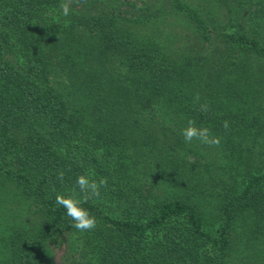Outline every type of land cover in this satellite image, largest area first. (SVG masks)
<instances>
[{
  "label": "trees",
  "instance_id": "obj_1",
  "mask_svg": "<svg viewBox=\"0 0 264 264\" xmlns=\"http://www.w3.org/2000/svg\"><path fill=\"white\" fill-rule=\"evenodd\" d=\"M109 1L81 17L0 0V264H264V0H242L252 35L216 28L229 0H172L204 40L217 32L210 52ZM189 119L220 145L186 143ZM82 174L107 178L84 232L55 202L81 196Z\"/></svg>",
  "mask_w": 264,
  "mask_h": 264
},
{
  "label": "rangeland",
  "instance_id": "obj_2",
  "mask_svg": "<svg viewBox=\"0 0 264 264\" xmlns=\"http://www.w3.org/2000/svg\"><path fill=\"white\" fill-rule=\"evenodd\" d=\"M229 1L234 8L233 12L226 9L223 10L218 17L219 22L216 28L219 29L220 33L239 30L240 32H246L248 35H252L250 31L251 26L249 24V10L242 9V0ZM128 2L136 4L137 8L127 5ZM190 2L206 4V0H190ZM110 3L112 2L104 0L103 3H98L96 5L95 0H79V2L73 0L72 5H74V7L76 6L75 9H77V11H80L81 17H88L91 15L100 16L104 12H107V10L111 8ZM115 4L119 6L121 14L129 18L135 17L139 20H149L148 23H143L142 26L140 25L142 32L146 31V33L151 34L150 36H158L161 39H169L174 47L181 50H185V48H187V50H197L199 47H202L206 49L207 52H210V50H216L223 45L221 39L216 38L218 34L215 30L210 35V37H212L211 42L204 40L201 30L191 21L187 20L185 14L178 13L172 0H120V2H115ZM106 5L109 7H106ZM243 7L245 8V6ZM237 9L239 14L236 13ZM262 39L264 40V31ZM152 125L155 126V124ZM206 158H208V154ZM4 201L5 204H3V206H7L11 214H15V208L17 206L13 204L12 196L6 198ZM33 219L34 217L31 220ZM58 256L60 258V255Z\"/></svg>",
  "mask_w": 264,
  "mask_h": 264
},
{
  "label": "clouds",
  "instance_id": "obj_3",
  "mask_svg": "<svg viewBox=\"0 0 264 264\" xmlns=\"http://www.w3.org/2000/svg\"><path fill=\"white\" fill-rule=\"evenodd\" d=\"M73 0H64L61 3L60 9L63 16H68L71 9V3ZM79 2V0H76ZM195 101L199 102L200 95L197 93L194 97ZM209 110V105L207 103L200 105L201 112H207ZM223 127L225 130L229 129V122L225 120L223 122ZM181 134L186 143H191L193 140L199 141L201 144L208 145L209 147H218L221 143V137L213 136L210 129L207 127H198L196 122L189 119L187 126L182 129ZM65 177V172L59 170L57 173V178L63 181ZM76 184L79 188V193L81 196H64L62 194H57L55 202L66 209V214L69 216L74 223L71 227L77 229L78 231H90L97 227V220L94 215H92L86 208L82 205L87 203L89 200L99 198L101 195V188L107 187V178L101 177L99 180L90 178L88 175H80L76 180Z\"/></svg>",
  "mask_w": 264,
  "mask_h": 264
}]
</instances>
